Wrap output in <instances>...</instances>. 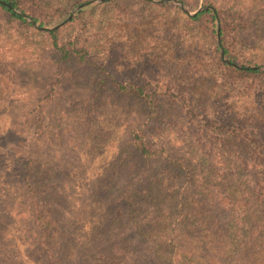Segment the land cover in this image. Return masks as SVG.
Listing matches in <instances>:
<instances>
[{"label":"rangeland","instance_id":"374dc122","mask_svg":"<svg viewBox=\"0 0 264 264\" xmlns=\"http://www.w3.org/2000/svg\"><path fill=\"white\" fill-rule=\"evenodd\" d=\"M86 1L38 0L51 23L60 21L63 39L86 45V62H60L46 33L10 21L0 11V264H107L105 257L112 254H104L103 245L112 232L125 229V186L137 179L128 161V140L146 113L143 103L131 106L119 98L111 79L163 94L169 122L162 140L177 157H187V143L195 145L203 135L211 143L203 153L214 155L218 125L226 124L230 131L244 108L264 110L263 81L248 82V91L229 93V98L216 88L201 98L192 79L212 65L213 29L178 17L212 3L234 12L251 0H186L187 7L180 0H90L94 7H86ZM236 28L227 39L231 49L241 59L264 62V34ZM97 91L103 92L98 98ZM185 95L195 105L193 111ZM40 107L42 113L35 115ZM259 143L264 146V136ZM29 151L36 152L37 181L45 193L40 201L57 214L49 235L33 218L31 200L20 184ZM146 211L131 216L132 249L141 264H159L146 251L157 233ZM196 223H203L191 232L198 264H249L243 254L232 262L216 252L204 236L210 233L206 229L215 233L218 226L205 213ZM144 232L150 233L147 244Z\"/></svg>","mask_w":264,"mask_h":264},{"label":"trees","instance_id":"16d2710c","mask_svg":"<svg viewBox=\"0 0 264 264\" xmlns=\"http://www.w3.org/2000/svg\"><path fill=\"white\" fill-rule=\"evenodd\" d=\"M180 1L188 6L186 0ZM86 3V7L96 4L90 0ZM161 5L174 6L179 12L182 11L180 6L170 2ZM207 6L194 15L178 16L186 24L210 25L214 34L210 46L212 65L208 69L203 67L202 73L194 75L192 88L202 94L201 98L215 88L229 98V93L248 91L244 90L248 82H264V62L241 59L227 41L229 34L232 38L237 26L240 31L251 29L256 35L263 36L264 0H251L234 12L225 11L213 3ZM0 11L10 21L46 33L60 62L72 59L87 61L89 49L86 45L80 39H63L60 21L51 23L38 0H0ZM99 87H104V82ZM111 87L129 105L136 101L143 103L146 113L128 140V161L132 160L130 166L137 170H134L137 179L131 178L134 181L125 186L124 214L126 216L128 213L129 216L127 223H124L125 229L112 232L103 245L104 254H112L105 257L107 264H141V258L132 249L136 238L131 234V216L139 218L137 214L146 210L151 214V223L157 228L154 241L148 244L151 251L148 247L146 251L148 258L152 256L159 264H198L192 254L198 248L195 243L197 239L193 240L191 232L203 224L196 223L202 213L215 222L214 226H218L215 233L206 229L210 233L204 236L214 242L217 253L225 255L226 260L232 259V262L243 254L247 260L244 263L264 264V146L259 143L264 136V110L244 108L235 115L238 124L230 131L226 124L218 125L221 131L215 137L218 151L214 155L203 153L211 145L203 135L195 145L187 143L190 149L187 157H177L172 149L164 146L168 141L162 140L169 122L163 94L149 91L145 85L122 83L115 78L111 79ZM97 92L98 98L103 92ZM183 100L189 112L193 111L195 105L190 98L185 95ZM198 101L202 102V99ZM41 113L40 107L35 115ZM154 121L160 123L153 126ZM152 136H157L160 143L151 141ZM35 155L36 152L29 151L24 159V167L19 175L20 184L28 195L27 202L31 200L33 218L42 224V231L49 235L57 221V214L51 205L44 206L40 201L45 193L37 181ZM142 225L140 222L139 226ZM143 236L145 243H149L150 233L144 232ZM48 251L51 249L48 248ZM52 257L54 259V254ZM216 262L210 261L209 264Z\"/></svg>","mask_w":264,"mask_h":264},{"label":"water","instance_id":"95a60500","mask_svg":"<svg viewBox=\"0 0 264 264\" xmlns=\"http://www.w3.org/2000/svg\"><path fill=\"white\" fill-rule=\"evenodd\" d=\"M196 14V13H195Z\"/></svg>","mask_w":264,"mask_h":264}]
</instances>
